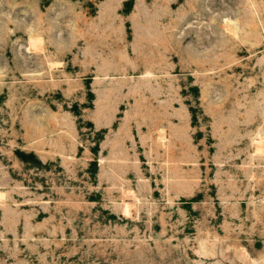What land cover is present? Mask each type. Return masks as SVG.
Returning a JSON list of instances; mask_svg holds the SVG:
<instances>
[{"label":"rangeland","instance_id":"rangeland-1","mask_svg":"<svg viewBox=\"0 0 264 264\" xmlns=\"http://www.w3.org/2000/svg\"><path fill=\"white\" fill-rule=\"evenodd\" d=\"M0 264H264V0H0Z\"/></svg>","mask_w":264,"mask_h":264},{"label":"bare ground","instance_id":"bare-ground-1","mask_svg":"<svg viewBox=\"0 0 264 264\" xmlns=\"http://www.w3.org/2000/svg\"><path fill=\"white\" fill-rule=\"evenodd\" d=\"M123 212L129 215L132 211L131 204L129 201L124 200L122 205Z\"/></svg>","mask_w":264,"mask_h":264}]
</instances>
